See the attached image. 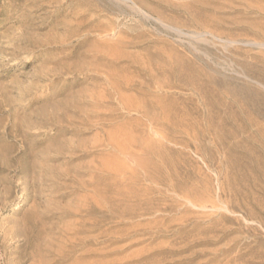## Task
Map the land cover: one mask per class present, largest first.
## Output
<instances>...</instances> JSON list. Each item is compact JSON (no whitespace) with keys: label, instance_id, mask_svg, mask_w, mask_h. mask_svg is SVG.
<instances>
[{"label":"rangeland","instance_id":"1","mask_svg":"<svg viewBox=\"0 0 264 264\" xmlns=\"http://www.w3.org/2000/svg\"><path fill=\"white\" fill-rule=\"evenodd\" d=\"M70 1L0 0V264H264V0Z\"/></svg>","mask_w":264,"mask_h":264},{"label":"bare ground","instance_id":"2","mask_svg":"<svg viewBox=\"0 0 264 264\" xmlns=\"http://www.w3.org/2000/svg\"><path fill=\"white\" fill-rule=\"evenodd\" d=\"M75 0H71L70 1V5H74L75 7H78V8H82V10H79V11H75L70 17L75 21L77 22V24H73L72 26H76V27H80L82 25H87L88 23H90L94 18H101L103 17V14L102 13H98L97 15L95 16H92L90 19H88L86 22V16L88 14L91 13V11L93 10V8L91 7V5L89 4V1L88 0H78L77 2H74ZM71 6V7H72ZM72 11V10H71ZM70 13V12H69ZM71 20V21H73ZM71 26V25H70Z\"/></svg>","mask_w":264,"mask_h":264}]
</instances>
